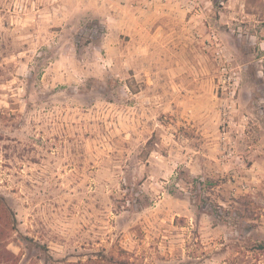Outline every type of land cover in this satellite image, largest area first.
<instances>
[{
    "label": "rangeland",
    "instance_id": "374dc122",
    "mask_svg": "<svg viewBox=\"0 0 264 264\" xmlns=\"http://www.w3.org/2000/svg\"><path fill=\"white\" fill-rule=\"evenodd\" d=\"M263 4L0 0V264H264Z\"/></svg>",
    "mask_w": 264,
    "mask_h": 264
},
{
    "label": "trees",
    "instance_id": "16d2710c",
    "mask_svg": "<svg viewBox=\"0 0 264 264\" xmlns=\"http://www.w3.org/2000/svg\"><path fill=\"white\" fill-rule=\"evenodd\" d=\"M251 250H259V251L264 252V240L261 243H259L258 245L253 246L251 248ZM10 256L14 258L15 255H14V253H11ZM106 259H108V258L102 256L101 258H99L95 262L98 263V264H103L106 261ZM111 262H113L114 264H131L130 261H121V262H119V261L115 260V261H111Z\"/></svg>",
    "mask_w": 264,
    "mask_h": 264
},
{
    "label": "crops",
    "instance_id": "0c3cea01",
    "mask_svg": "<svg viewBox=\"0 0 264 264\" xmlns=\"http://www.w3.org/2000/svg\"><path fill=\"white\" fill-rule=\"evenodd\" d=\"M263 2H264V0H262ZM263 7H264V4H263ZM262 15H264V8H263V10H262V13H261Z\"/></svg>",
    "mask_w": 264,
    "mask_h": 264
}]
</instances>
